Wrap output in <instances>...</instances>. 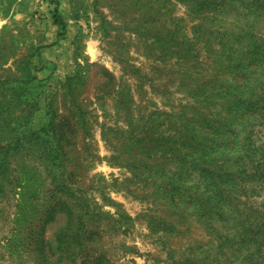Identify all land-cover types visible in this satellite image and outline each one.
<instances>
[{"label":"rangeland","instance_id":"rangeland-1","mask_svg":"<svg viewBox=\"0 0 264 264\" xmlns=\"http://www.w3.org/2000/svg\"><path fill=\"white\" fill-rule=\"evenodd\" d=\"M0 264H264V0H0Z\"/></svg>","mask_w":264,"mask_h":264}]
</instances>
